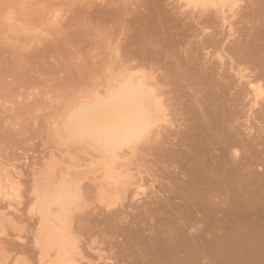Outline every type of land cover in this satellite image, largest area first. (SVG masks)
<instances>
[{
    "label": "bare ground",
    "instance_id": "1",
    "mask_svg": "<svg viewBox=\"0 0 264 264\" xmlns=\"http://www.w3.org/2000/svg\"><path fill=\"white\" fill-rule=\"evenodd\" d=\"M103 1L78 0V6L71 2L73 19L66 15L73 25L65 24L59 15L63 24L58 23L76 30L64 34L62 27L64 32L59 33L56 23L57 37L51 42L46 37L50 45L43 44L41 59L49 58L53 65L55 55L66 57L71 46L76 53L82 51L76 45L89 32L91 39L104 32L105 37L101 34L95 39H100L103 47L108 43L107 53L94 52L87 65L82 61L89 56L69 54L70 59H81L82 65L77 62V66L89 68V64L93 69H67L77 74L73 76L74 92H69L72 104L69 110L64 109L66 115L58 116L67 136L61 137L69 141L64 142L67 150L59 147L53 151L59 155L50 154L53 159L47 157L43 162L51 168L55 163L57 168L49 171L44 163L48 173L42 165L39 172L45 176L38 173L37 178H42L30 186L29 213L36 216L28 232L30 244H25L27 238L21 235L19 240L14 234L19 241L27 240V246L17 240L20 245L16 246L6 230L5 237H1L3 229L0 231V264H202L203 258L207 264H219L220 249L237 236L233 227L218 232L217 223L204 235L205 231L183 229L185 219L203 216L257 213L260 220L239 226L238 237L246 240L249 236L264 245V140L245 136L262 134L253 133L254 127H244L240 121L243 113L248 114V121L264 120V0H174L175 4L171 0L173 4L165 7L162 3L166 5V0H134L138 4L130 9V0L125 5L123 0L121 4L127 8L121 11L113 7L120 0ZM172 23L178 32L180 28L188 32L192 25L194 30L185 41L178 38L176 45L170 35L164 39L166 24L170 27ZM95 47L98 49L97 44ZM57 67L59 76L66 66L61 73ZM46 69L48 72L49 67ZM154 164L160 166L153 169ZM0 167L3 170L4 166ZM5 168L6 173L3 170L0 175V198L16 191L22 197L18 193L20 180L10 179L16 171L9 174ZM157 181L158 194H165L151 201L141 198ZM175 197L181 201L173 206L170 199ZM5 212L0 206V222L12 220ZM95 237L106 247L97 246ZM88 249L98 254L92 255Z\"/></svg>",
    "mask_w": 264,
    "mask_h": 264
},
{
    "label": "rangeland",
    "instance_id": "2",
    "mask_svg": "<svg viewBox=\"0 0 264 264\" xmlns=\"http://www.w3.org/2000/svg\"><path fill=\"white\" fill-rule=\"evenodd\" d=\"M77 1L78 0H37V1L36 0H0V166H4V168L6 166L8 168V171L10 169L11 170L13 169L12 170L13 172L7 171V173H9V174L14 173L16 171L17 173L15 172L14 174H10V176L14 175V177L12 176V177H10V179L12 178V181L13 180H15V181L20 180V183L18 181H16V182H18L22 186V188H21L22 191H21V189H20V192L18 191V193H21L19 195H22V197H19L16 194L17 193V191H16L15 195L9 193L11 195H7V196L4 195L0 198V206L3 208L4 212L6 211L5 213L8 214L7 216H10L9 218H11L13 220V222H11V223H10V221H12V220H10L9 222H7L6 220L1 221L0 222L1 223L0 224V231H2V229H3V233L1 235V237H5L6 233L8 236L11 235L9 237V239L11 238L10 239L11 241H13V242L15 241L16 243L14 242L15 243L14 245H16V246H17V244L20 245L21 242H23V243H21V245H22V244H24V241L25 242L27 241V240L19 241L22 238V236H23V239H25V238L28 239L27 243H25V244H27V245L30 244L29 243V241H30L29 233L31 232L30 230L32 229L33 224H34V220H33L34 214H32V212L29 213V207H30L29 201H30V198L33 196V192L31 193L32 189L30 188V186L34 187L32 184L35 185V183H34L35 181H33V180H35V179L37 180L38 178L39 179L42 178V177L37 178V176H38V173H40L39 171L41 170V168H43V166H44L43 164L45 163V165H47L46 167L49 166V164H47L46 162H43V161H46L47 157H49L50 154H53L55 156L59 155L57 153L54 154V152H53V151L57 152V150H59V147H62V150L65 149L64 151L67 150L65 148V146H66V143H69V141L62 139V137H61V135H64L65 137H67V136L65 135L66 130L65 131L62 130L63 125L60 124V122H59L60 118L62 119V117H58V116L61 115L62 113H64L65 112L64 109L65 108L68 109V107L72 104V102H70L69 100H71V99L73 100V98H71L73 95L70 94L69 92L74 90V88L72 87L73 86L72 82L74 81L75 77H73V76H77V74L75 75L76 72L74 74H71V73H73L75 71V69L78 70L79 72H82L81 70L84 68H85V70H89V68L93 69L89 66V64H88L89 68H87L85 66L87 65L88 62L89 63L92 62V60H93L92 58L95 56L97 51L100 50V51L107 53V51H104V49L107 50L106 45L108 43L106 44L103 42L104 43V47H103V45L101 44V40L99 39V41H98V39H95V38H98L101 34H103V36L105 37V33L102 32L100 35H98L99 33L98 34L95 33L96 35L92 36V38L94 39V42H92L93 39H91V37H90L91 35L87 36V35H89L90 32L89 33L86 32V33H88V34L85 33L86 38L83 37L84 35L82 37L85 39V42H89L90 44L89 43L86 44L84 42V39L81 38V39H83V41L82 42L80 41L79 45H76V47L80 46L79 49L82 50V51L78 50V52L82 53V55L79 56V58L80 57L87 58L89 56V58H87L86 60L84 59L85 61H82V64H83V62H85L86 65H83L81 67L77 66V64H76L77 62H79L78 65H82V64H80L81 59L77 58L78 60H76V58H74V56H71L74 53L75 54L78 53V52L76 53L75 51H72L74 49L72 46L71 47L73 49H71V47L68 48L69 50L67 49L70 53L67 50L66 51L69 54L74 52L70 55V57H72L74 59H70L68 53H66V54H68V55H66V57H68L70 60L66 59L65 56H63V58L60 59L59 55H55L56 57L54 59L58 60L57 58H59L61 61L58 60V61L54 62V59L51 58L53 60V65H52V62L49 58H48V60L51 62L50 64H49L47 59L46 60H47L48 64L44 63L46 61L44 56H43L44 58L41 59L43 48H45L47 46V44L49 43V41H45V39H47L46 37H50L48 39H50V42H51V41H53V38L57 37L55 32H57L58 28H60V29H58L59 33H62V31L64 32V30H62V27H63L62 24H63V22L65 24L69 23V22H67V20L68 19L70 20L72 18L71 16L74 15L72 13H75L74 9H73L72 13L70 12L71 11L70 6L73 5L74 3H76L78 6ZM107 1L108 0H106V1L104 0L102 4H106L105 2H107ZM115 1L118 2L119 0H115ZM115 1H114V3H115ZM128 1L129 0H126V2H125V0H124V2H125L124 5L127 4ZM133 1L134 0L129 1V4H133L132 6L128 5V8H127V6H125V8H127V9H130L129 7L134 8V6L137 5L138 3L136 4ZM160 1H162V0H160ZM169 1H171V0H168V2L166 0V2H165L166 5H164V3H162L164 5V6L162 5V7H165V6H167V4L172 3V2L169 3ZM172 1L174 2V0H172ZM71 2L72 3L74 2V3L72 4ZM109 2H111V0ZM162 2H164V0ZM175 2H174V4H175ZM114 3H111V4L113 5ZM119 3L120 4L123 3V0H120L118 3H116V6H114L115 5L114 4L113 5L114 9H118L119 11L124 10L125 9L123 7L124 5L122 6V4H121V6H122L121 7ZM76 4H75V7H76ZM81 4L84 5V2H82ZM117 4H119V7L117 6ZM73 6H71V7L74 8ZM107 6H110V4ZM78 8L82 9L81 6ZM166 8H168V7H166ZM84 9L86 10V7H84ZM58 12H59V14H58ZM60 12L62 14L64 13L63 15H65V16H63V17H66V18H63L61 16L62 14ZM55 13H57V14H55ZM69 13L72 15H70ZM66 14L69 15L68 19H67ZM58 15L62 19H65L66 22L63 20H61L63 22L59 21L58 18H60V17ZM119 15H118V17H119ZM54 16H56L57 18ZM55 19H57L56 22H55ZM58 21L60 23H62L61 24L62 27H60V25H59L60 23H58ZM56 23L59 26L58 27L56 25L58 28L57 27L54 28ZM70 23H69V25H70ZM69 25L67 24L68 28H71L73 31L76 30V28L74 29L73 26L69 27ZM71 25H73V21H72ZM172 25H173V23L169 27V25L166 24V27H168L170 29H174L175 32L168 30V28H165L166 33H165L164 39L166 38V36L168 38L169 37L168 35H170L171 37L175 38L174 42H173V38H172V42L176 43V45L179 41L178 38L181 39V37H183V41H185L188 38L189 34H191L190 32H193L191 30H194V25H192V27H191L192 29L188 30V32H184L181 28L179 29L176 27L177 30L179 29V32H178L175 30V28H172V27H175V25H173V26ZM113 26H114L113 28H115L116 25L113 24ZM64 28L66 30L64 32V34L65 33L67 34V31L72 33L70 31L71 29L67 30L66 25H65V27H63V29ZM87 29H90V28H86V31H87ZM81 30H83V29H81ZM48 31H50L49 32L50 34L53 33L52 34L53 37H52V35L50 36ZM180 32H181V34H180ZM92 34L94 35V33H92ZM182 34H183V36H181ZM60 35H62V34H60ZM103 36H101L100 38L102 39ZM171 37H169L168 39H170ZM176 37H177V39H176ZM41 38H43L44 42L41 41ZM58 38H59V36H58ZM87 39H89V41H87ZM168 39H165V41H167ZM97 41H98V43H97ZM103 41H105V40H103ZM181 41H182V39H181ZM20 42H21V44H19ZM40 42H42L41 45H40ZM45 43H46V46L43 45ZM81 43L83 44L84 47L82 46ZM94 43H95V45L97 44L98 49L95 47ZM13 45H15L14 49H13ZM16 45L19 46L18 47V48H20L19 51H18V48H16L17 47ZM27 45L32 46L31 48L36 46V48L39 51L37 52L36 48H35V50H34V48L32 50H29L31 48H29V46H27ZM49 45H50V43H49ZM38 46L40 48H38ZM67 47H68V45L65 47V49ZM65 49H64V51H65ZM95 49H97V50H95ZM14 50H16V51H14ZM20 50L25 51L26 53L23 54V52L21 53ZM33 51L36 53H33ZM44 51H45V49H44ZM94 52H96V53H94ZM101 53L102 52H98L97 55L101 54ZM19 54H20V56H19ZM27 54L29 55L28 56L29 58L27 57ZM91 54H93L94 56ZM21 56H22L23 60L21 59ZM46 56H48V55L46 54ZM100 57H102V55ZM97 58H99V57H97ZM103 58H105V56ZM62 59L64 61L69 60V62L67 63V61H65L66 63L64 62V65H62L60 67L61 63L63 62ZM33 60H34L35 64L33 63ZM75 60H76V62H74ZM96 60L99 61L100 59H96ZM28 63H30V64L32 63V65H30ZM73 63H75L76 65L75 64L73 65ZM21 64H22V66H20ZM25 64H27V65L25 66ZM57 64H60L59 67H57ZM67 64H69V65L67 66ZM49 65L54 66L53 68H55V69L57 67L60 70V73L65 68L63 66H66V69H65L66 71L64 70V72H62V74H60L63 77H61L60 75L58 76L59 71L57 69L53 70L51 68L52 66L50 67ZM45 66H46V68L49 67V69H48L50 71V72L48 71L49 73L46 71L47 69L45 68ZM93 66H96V64ZM72 67L74 68V71H73V69H71L72 72H68V71H70V68H72ZM61 68H62V70H61ZM224 68L227 69L226 66ZM31 69L32 70L35 69V72H36V70H37V72L35 73ZM42 69H44V70H42ZM67 69H68V71H67ZM25 70H27V72L29 74ZM226 71L230 72V70H228V69ZM56 72H57V74H56ZM41 73H43V74L45 73V74L41 75ZM53 73L56 75H54ZM68 73H69V76H68ZM30 74H32V75H30ZM35 74H38L37 76H39L40 78H38ZM46 74H47V76H46ZM48 74H49V76H48ZM51 74H52V76H51ZM227 74H229L230 76L234 75V74H230L228 72H227ZM36 77L41 82H39V80L34 81L35 79H37ZM231 77L233 78V80L236 79V76H231ZM38 83H40V84H38ZM45 84H46V86H45ZM67 84H68V86H67ZM58 108H60V109H58ZM54 114H55V116L58 114L57 117H54ZM243 114H245V115H243L245 117H241L242 119L240 121L244 125V127L245 126L246 127L248 126L249 128L254 127L253 131H252L253 133L255 131L257 133L262 134V135H258L256 133L257 135H245V136H249L248 138H250L251 140H252V137H257L258 139L255 140L257 142L263 141L264 140V120H254V121L250 120V121H248V118H249L248 114H246V113H243ZM63 115H61V116H63ZM246 115H247V121H246ZM54 122H55V124H54ZM170 128L171 127H169L168 130ZM168 133H169V131H168ZM65 137H63V138H65ZM60 138L62 140H60ZM64 142H66V143H64ZM67 146L69 147L70 144H67ZM70 148H71V146L69 147V149ZM60 151L58 153H60ZM51 152H53V153H51ZM63 153H65V152H63ZM53 155H52V157H53ZM60 155H61V153H60ZM145 156H146L145 157L146 159L150 158L148 155H145ZM52 157H49V158L53 159ZM261 157H262L261 158V160H262L264 157V154L261 155ZM56 158H58V157H56ZM49 160L47 162H49V163L54 162L53 160H51V161H49ZM1 162H3V163H1ZM60 162H61V160H60ZM61 163L58 162V164L62 165L63 163L62 164ZM52 164L57 168L55 163H52ZM60 165H58V166H60ZM54 166L52 168L49 166L47 169H49V168L53 169V168H55ZM159 166H160V164H156V165L154 164L153 169H157ZM260 166H262V165L260 164ZM4 168H3V170H4ZM7 168H5V169H7ZM1 169L2 168L0 167V173H1L0 175H2V171H3ZM43 169H44V172L45 171L47 172V170H45L46 169L45 166ZM49 171H50V169H49ZM18 172H19V174H18ZM5 173H6V170H4L3 174H5ZM42 173L43 172H41L40 175H42ZM43 176H45L44 173H43ZM151 178H152L151 176L147 177V179H151ZM18 183H17V188L19 190L18 186H20V185ZM38 183L39 182H37L36 184H38ZM10 189H11V187H10ZM158 191L160 192V187H159V182L157 181V182H154L153 187L148 188L146 193L144 195H141L140 197L143 199H145V197H147V200L151 201L152 199H155L156 195L161 196L162 194H165L164 191H162L161 193L158 194ZM156 192H157V194H156ZM151 196H154V197L151 198ZM160 201H162V199L159 198V202ZM180 201L181 200L178 197L170 199V202L173 206L178 204L177 202H180ZM157 203L158 202L155 201L153 204L155 205ZM34 217H36V216L34 215ZM222 217H224V216H217L214 218H209L208 216H203L202 218L185 219V221L183 222L184 225L182 227H183V229H186L187 231H190V230H198L199 232L205 231L203 233V235H204L208 231L207 228L210 225H215L217 223L218 232L226 233L224 230L225 227H230V228L233 227L234 231H232V232L235 233L234 237H236V236L238 237V235L241 233L239 230V226H242V225L246 226V223L255 222L257 220H260V218H261V216L257 213L256 214L255 213L248 214V215H245L244 217L238 216L236 214H231L229 216H225L224 218H222ZM12 224H14V225H12ZM172 228H174V227L172 226ZM4 231L6 232L5 236H3ZM14 234H15L16 238L20 236L19 240L14 238V236H13ZM12 237L14 238V240ZM237 237L235 239H233V241L230 242V244L228 245L227 248L220 249V258H219L220 261L218 260V262H221V263H219V264H231V263L232 264L233 263L234 264H250V263L256 264L258 262V260L262 261V262H260V264L261 263L264 264V261H263L264 260V245H259L257 243V239H256L257 237L255 238V235L252 237V238L256 239V240H254V241H256L254 244H257V246L254 245L252 242H250V241H253V239H250L249 236L247 237L248 240L247 239L245 240L243 237H241L242 240H240L239 239L240 236L238 238ZM91 238H94V236H91ZM91 238L88 239V242H91V240H92ZM96 239L98 240V238H96ZM16 240L20 243H18ZM99 240L97 242L98 244H96L97 246H101V244H103V243H99L100 242ZM245 242H248V243H245ZM27 245H25V246H27ZM258 245L260 247H258ZM97 246H95V247H97ZM102 246L106 247L105 244H103ZM249 247L251 248V250H249L250 252L248 251V249H250ZM255 247H256V249H255ZM257 247L260 248V250H258ZM92 248H94V247H92ZM252 248H253V251H252ZM241 249L242 250L244 249L243 250L244 253L241 251ZM88 250L91 251L92 255L97 253L95 250H90V249H88ZM231 251H233L234 253L231 254ZM255 253H257L258 256L260 254L263 255V257L261 258V255H260L258 258L257 254L255 255ZM230 254L232 256H230ZM236 254H238V255H236ZM239 254H241V255H239ZM247 254L248 255L251 254L249 256L250 259L247 256ZM238 257H240V258L238 259ZM242 257H243V259L241 260ZM251 258H252V261L250 262ZM207 262H208V260H207ZM207 262H206V259H204V258L202 259V264L203 263L207 264ZM258 264H259V262H258Z\"/></svg>",
    "mask_w": 264,
    "mask_h": 264
}]
</instances>
